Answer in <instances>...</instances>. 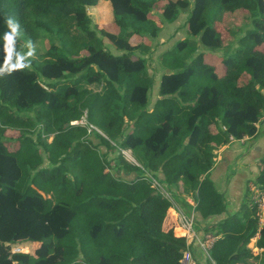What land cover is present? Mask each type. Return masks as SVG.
<instances>
[{
    "label": "trees",
    "instance_id": "16d2710c",
    "mask_svg": "<svg viewBox=\"0 0 264 264\" xmlns=\"http://www.w3.org/2000/svg\"><path fill=\"white\" fill-rule=\"evenodd\" d=\"M99 1L0 0V264H182L186 230L153 179L176 191L182 184L202 217L220 214L223 194L206 177L214 151L257 133L264 0H193L190 34L211 52L197 45L194 55L178 52L187 40L164 52L171 71L151 109L154 76L135 51L151 49L146 39L162 29L157 12L173 22L192 2L106 0L115 31H104L91 26L86 9ZM43 31L56 42L33 50ZM105 38L122 53L109 51ZM85 113V125L74 123ZM101 145L120 153L111 160ZM258 167L254 184L264 191V154ZM256 212L247 192L239 210L211 228L218 238L209 264H264V251L249 249L253 238L264 248ZM27 241L31 252H12Z\"/></svg>",
    "mask_w": 264,
    "mask_h": 264
},
{
    "label": "rangeland",
    "instance_id": "374dc122",
    "mask_svg": "<svg viewBox=\"0 0 264 264\" xmlns=\"http://www.w3.org/2000/svg\"><path fill=\"white\" fill-rule=\"evenodd\" d=\"M190 1L192 3L186 8H181V12L178 14V17L173 22L166 21L163 18L161 11L157 12V16H155L154 19L158 22V24H161L162 29L160 30V32L156 38H153L152 40L149 38L146 39V42H148V43L151 42L150 43L151 49L148 52H146L140 48H137L135 51L136 55H139V56L146 58L147 69L154 76V80H155L154 83L155 84L149 92V108L150 109L152 108V105L155 101V97L158 96V89H159L160 82H161V76L163 75V73L171 71L170 68L165 66V63H164L165 57H163L164 52L176 48V45H177L176 43L178 41H181V40H187V43H186L187 46L186 47H178V50H179L178 52H180L182 54H188V50L192 49V55H194L195 52H194V49L192 47H195L196 45H197V49L200 51H205V52H207V54H209L211 52V48H208V47L202 45L199 36H194V35L190 34L189 27H188V18H189V11L191 10V8H193V0H190ZM86 9H87L88 16L91 18V26L93 28L97 27V28H100V30H104V31L105 30L106 31H115L114 25L112 23L113 18H114L113 8H112V5L109 1L100 0L97 5L87 6ZM229 27H230L229 29L236 30V26L233 22L229 23ZM50 40H53L54 42H56V39L53 38L52 34L46 32V31H43L40 39L35 44L33 50H36L39 52H45L47 50V47L49 45ZM104 40H105V46L109 51H111L114 54H121L122 53V51H119L109 41L108 38H105ZM140 41H141V38L139 36H135L134 38H132L131 43L134 46H138ZM175 51H176V49H175ZM216 53L218 56H220L224 53V51L219 50ZM185 59L188 61L190 60L187 57ZM86 87L91 88L92 90H95V91L101 90V86L96 84V83H94V84L86 83ZM126 121L128 123L126 125V130H125L126 132L124 135H126V133L129 132L130 125L132 123V122L128 121L127 119H126ZM86 122H87V113H85V115L82 117V119L79 120L77 123L85 125ZM89 125H90V129H93L95 133L99 132L105 136L104 132L101 129H99L96 125L92 124L93 126H91V123H89ZM18 134H19L18 132L9 131L6 136H8L9 138H17ZM33 138L37 139L35 134H33ZM91 138L95 143L100 142V139L94 133L91 134ZM51 139L52 138H50L49 140H51ZM17 144L18 143H16V146H17ZM100 147L104 152H108L107 157L111 160L113 158H115L120 153L119 148L117 151L113 152V151H109L105 145H101ZM122 152H123V154L127 160H129L130 162H133L137 165H140L137 162V160L135 159V157L133 156L132 150L123 149ZM258 160H257V163L254 165V166H256V171L253 170L255 173L254 174L255 178H256V173L259 170ZM47 163L48 162L46 161L43 165H46ZM114 172H116V171L114 170ZM159 173L163 175L162 171H159ZM134 176H135V173L130 175L129 178H132ZM163 177H164V175H163ZM255 178H253L252 180H248V183H247L250 202H253L254 194L258 189L254 184ZM164 186H165V188L161 187L162 192H165L166 188H169V186H167V184H164ZM179 186H181V188H182V184L178 185V190H177V193H178L179 197H181V199L186 198V196L191 197V195L185 194L182 191H180L181 189L179 190V188H180ZM170 187L173 188V190L175 191L173 186H170ZM244 190H245V188L243 189V191ZM182 205L185 207L184 203H182ZM21 246L23 247L25 252H31L33 249L32 243L28 242V241L13 244L12 248H17V247L21 248Z\"/></svg>",
    "mask_w": 264,
    "mask_h": 264
},
{
    "label": "crops",
    "instance_id": "0c3cea01",
    "mask_svg": "<svg viewBox=\"0 0 264 264\" xmlns=\"http://www.w3.org/2000/svg\"><path fill=\"white\" fill-rule=\"evenodd\" d=\"M157 98L158 96L155 97V100ZM257 127L258 130L254 137L233 140L214 151V164L206 177L211 178L218 190L223 194L225 210L220 214L210 215L207 218L202 217L199 212L195 211V232L197 236L187 240V250L190 251L192 258L198 264H209L206 253L200 247V240L203 239L204 232L209 230L216 232L218 228L214 230L211 228L216 227V225L239 210L248 192V180L255 178L252 167L264 154V118L257 124ZM159 177L164 178L160 173ZM244 188L245 190L243 191ZM174 192L177 191L175 190ZM184 200L189 205L187 207L183 206V210L191 212L194 199L186 196ZM251 241L254 243V247L248 248L256 250L257 239L253 238Z\"/></svg>",
    "mask_w": 264,
    "mask_h": 264
},
{
    "label": "built area",
    "instance_id": "2783aa9c",
    "mask_svg": "<svg viewBox=\"0 0 264 264\" xmlns=\"http://www.w3.org/2000/svg\"><path fill=\"white\" fill-rule=\"evenodd\" d=\"M263 118H264V113H263V116L260 119V121ZM77 122L78 121H75L74 123H77ZM91 126H93V125L91 124ZM153 186L158 187L160 191H161V187L165 188V186L161 182H159L157 179H153ZM255 186L257 187V185H255ZM162 193L172 202L174 208L176 209L177 215H178V220H179L181 226L186 230L187 240L190 238H195L197 236V233L195 232V229H196V225H195L196 204H195V202H194V204H192L193 205L192 211L191 212H185L183 210L184 207L182 205V203H183L182 200L184 198L181 199L177 192H174V190L166 188V191L162 192ZM253 204H255L257 207L256 215L259 218V224H260V226H263L264 225V191L261 190L260 188H258L254 194ZM217 238H218V236L215 235V232L209 230V231L204 232L203 239L200 240V247L206 253L208 258H210L209 251L212 248V246L214 245ZM253 251L256 254H259V253L264 251V248L257 247L256 250H253ZM12 252L17 253V252H25V251H24L23 247L21 246V248H18V247L12 248ZM182 264H198V263L196 260H194L192 258L190 251L186 250L184 252V256L182 258Z\"/></svg>",
    "mask_w": 264,
    "mask_h": 264
},
{
    "label": "water",
    "instance_id": "95a60500",
    "mask_svg": "<svg viewBox=\"0 0 264 264\" xmlns=\"http://www.w3.org/2000/svg\"><path fill=\"white\" fill-rule=\"evenodd\" d=\"M252 170L256 171V166H253V167H252Z\"/></svg>",
    "mask_w": 264,
    "mask_h": 264
}]
</instances>
